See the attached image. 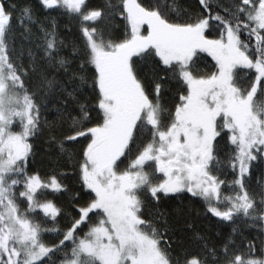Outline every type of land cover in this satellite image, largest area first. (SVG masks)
<instances>
[{
	"label": "snow or ice",
	"instance_id": "6c2138e0",
	"mask_svg": "<svg viewBox=\"0 0 264 264\" xmlns=\"http://www.w3.org/2000/svg\"><path fill=\"white\" fill-rule=\"evenodd\" d=\"M0 264H264V0H0Z\"/></svg>",
	"mask_w": 264,
	"mask_h": 264
},
{
	"label": "trees",
	"instance_id": "16d2710c",
	"mask_svg": "<svg viewBox=\"0 0 264 264\" xmlns=\"http://www.w3.org/2000/svg\"><path fill=\"white\" fill-rule=\"evenodd\" d=\"M189 2H194V0H189ZM33 3H35V0H33ZM43 148V144L41 142V149Z\"/></svg>",
	"mask_w": 264,
	"mask_h": 264
}]
</instances>
